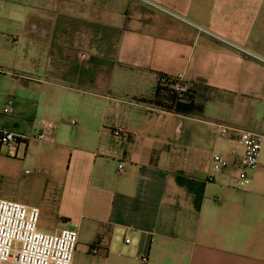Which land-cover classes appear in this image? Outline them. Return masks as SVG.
Masks as SVG:
<instances>
[{
  "label": "crops",
  "instance_id": "0c3cea01",
  "mask_svg": "<svg viewBox=\"0 0 264 264\" xmlns=\"http://www.w3.org/2000/svg\"><path fill=\"white\" fill-rule=\"evenodd\" d=\"M0 10V129L26 137L0 144V199L38 208L44 233L76 231L73 264H264V0ZM42 119L57 127L33 140ZM241 130L263 137L247 187Z\"/></svg>",
  "mask_w": 264,
  "mask_h": 264
},
{
  "label": "built area",
  "instance_id": "2783aa9c",
  "mask_svg": "<svg viewBox=\"0 0 264 264\" xmlns=\"http://www.w3.org/2000/svg\"><path fill=\"white\" fill-rule=\"evenodd\" d=\"M158 80L161 86L171 90L177 97H185L190 93L189 85L183 77L173 79L161 76ZM13 104L12 101L7 102L3 112L11 113ZM40 125L41 132L30 137L33 140L46 141L47 131L57 127L55 122L46 119L40 120ZM115 135L122 136V129H117ZM23 138L26 137L0 129L1 145L16 148ZM239 138L245 151L238 185L247 187L250 184L248 170L259 165L263 137L252 131L241 130ZM213 160L216 169L228 165L220 154L214 155ZM39 217L38 208L0 199V264H73L78 233L70 229H62L55 234L44 233L38 227Z\"/></svg>",
  "mask_w": 264,
  "mask_h": 264
},
{
  "label": "trees",
  "instance_id": "16d2710c",
  "mask_svg": "<svg viewBox=\"0 0 264 264\" xmlns=\"http://www.w3.org/2000/svg\"><path fill=\"white\" fill-rule=\"evenodd\" d=\"M174 108L177 112L187 113L190 111L191 105H190V103H179L178 102V103H176Z\"/></svg>",
  "mask_w": 264,
  "mask_h": 264
},
{
  "label": "rangeland",
  "instance_id": "374dc122",
  "mask_svg": "<svg viewBox=\"0 0 264 264\" xmlns=\"http://www.w3.org/2000/svg\"><path fill=\"white\" fill-rule=\"evenodd\" d=\"M5 18H7V14H6V12L5 11H3V10H0V20L1 19H5ZM2 29V27H0V30ZM0 108L2 109V102L0 101ZM1 116V115H0Z\"/></svg>",
  "mask_w": 264,
  "mask_h": 264
}]
</instances>
